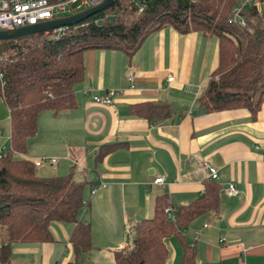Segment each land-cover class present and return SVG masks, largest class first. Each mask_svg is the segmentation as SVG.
I'll list each match as a JSON object with an SVG mask.
<instances>
[{
    "label": "crops",
    "instance_id": "obj_1",
    "mask_svg": "<svg viewBox=\"0 0 264 264\" xmlns=\"http://www.w3.org/2000/svg\"><path fill=\"white\" fill-rule=\"evenodd\" d=\"M217 62L215 38L166 28L131 58L114 51L85 53L77 107L38 116V132L24 157L57 162L37 168V174L71 173L75 181L98 185L92 196L86 189L88 206L78 217L90 226L92 244L79 264H114L113 254L129 246L126 229L152 218L156 198L165 196L173 210L190 205L210 181L209 168L217 171L212 181L220 190L219 208L164 240L165 264H181L184 245L195 249L196 264H264V104L256 119L244 109L208 114L200 108ZM86 88L92 95H116L110 105H100L82 94ZM144 103L168 105L170 114L150 123L132 113V106ZM2 105L0 98V111ZM9 136L10 126L0 134L3 148ZM104 146L110 151L96 160ZM156 179L164 184H154ZM229 184L237 196L226 192ZM72 230L70 223L52 224V242L13 246L11 264L71 262Z\"/></svg>",
    "mask_w": 264,
    "mask_h": 264
},
{
    "label": "trees",
    "instance_id": "obj_2",
    "mask_svg": "<svg viewBox=\"0 0 264 264\" xmlns=\"http://www.w3.org/2000/svg\"><path fill=\"white\" fill-rule=\"evenodd\" d=\"M257 1L260 9L249 4L235 19L234 10L243 0H114L60 34L0 41V98L10 126L9 149L0 156V264H11L15 245L52 242L54 223L73 225V260L67 264H79L92 250L90 226L78 217L88 206L86 189L91 196L95 185L75 181L71 173L41 177L33 160L24 157L42 112L58 115L77 107L75 87L85 79V53L114 51L131 58L151 35L166 28L213 37L218 62L198 100L200 108L208 114L244 109L256 119L264 104V0ZM132 113L157 123L169 116L170 107L144 103L132 106ZM110 149L102 147L96 160ZM203 187L193 203L175 210L174 221L164 213L166 197H157L152 218L137 223L128 248L113 254L114 264H165L164 240L219 208L216 184L205 181ZM181 264H196L193 247L184 245Z\"/></svg>",
    "mask_w": 264,
    "mask_h": 264
},
{
    "label": "built area",
    "instance_id": "obj_3",
    "mask_svg": "<svg viewBox=\"0 0 264 264\" xmlns=\"http://www.w3.org/2000/svg\"><path fill=\"white\" fill-rule=\"evenodd\" d=\"M103 0H0V31L13 30L20 27H26L29 25H36L39 23L52 21L55 19H61L69 17L75 13L81 12L85 9L99 5ZM249 4H253L257 9H260V5L257 0H243L239 7L234 10V17L238 19L237 13L243 7ZM238 23L244 26V22L240 19ZM65 27L54 29L49 32H45V35L49 36L60 34L64 31ZM130 79V77H129ZM172 78L167 79L168 82H172ZM3 83H1V86ZM92 90L90 88L83 91L84 95H91ZM116 95V92L109 91L103 96H92V102L100 105H110L112 98ZM57 162L55 158L41 157L32 161L36 168H40L43 165H53ZM208 168V167H207ZM208 178L215 180L217 178V171L214 169H208ZM156 185H163V179H156L154 181ZM98 185H95L91 190V196L95 194ZM226 192L231 196H237L238 191L234 185L229 184L226 187ZM164 213L168 220L174 221L175 210L171 208H165ZM127 230V240L129 243L131 229ZM221 244L225 243L224 239L219 241Z\"/></svg>",
    "mask_w": 264,
    "mask_h": 264
},
{
    "label": "water",
    "instance_id": "obj_4",
    "mask_svg": "<svg viewBox=\"0 0 264 264\" xmlns=\"http://www.w3.org/2000/svg\"><path fill=\"white\" fill-rule=\"evenodd\" d=\"M113 2L114 0H103L97 6L85 9L66 18L55 19L36 25H29L26 27L16 28L13 30L0 31V41L13 40L31 34L45 33L61 27L76 25L82 22L83 20L95 15L96 13L107 9L112 5Z\"/></svg>",
    "mask_w": 264,
    "mask_h": 264
},
{
    "label": "rangeland",
    "instance_id": "obj_5",
    "mask_svg": "<svg viewBox=\"0 0 264 264\" xmlns=\"http://www.w3.org/2000/svg\"><path fill=\"white\" fill-rule=\"evenodd\" d=\"M3 106V105H2ZM4 107V106H3ZM8 112L5 109V107L3 109H1L0 111V134H4L8 132V127H9V121H8ZM2 138V137H1ZM0 143H2V139H0ZM1 146V145H0ZM2 147V148H1ZM1 150H2V154L4 155L5 152L9 149V144L8 146H6L5 148H3V146H1Z\"/></svg>",
    "mask_w": 264,
    "mask_h": 264
}]
</instances>
